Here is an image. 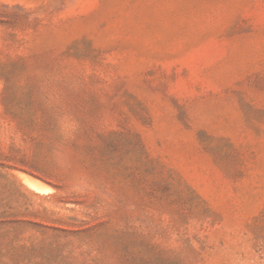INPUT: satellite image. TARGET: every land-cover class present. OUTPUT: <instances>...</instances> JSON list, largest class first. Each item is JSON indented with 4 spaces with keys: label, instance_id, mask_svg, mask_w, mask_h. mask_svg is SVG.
<instances>
[{
    "label": "rangeland",
    "instance_id": "1",
    "mask_svg": "<svg viewBox=\"0 0 264 264\" xmlns=\"http://www.w3.org/2000/svg\"><path fill=\"white\" fill-rule=\"evenodd\" d=\"M0 264H264V0H0Z\"/></svg>",
    "mask_w": 264,
    "mask_h": 264
}]
</instances>
